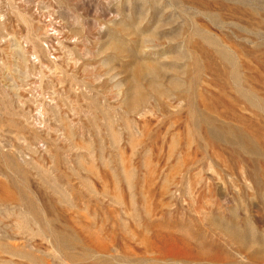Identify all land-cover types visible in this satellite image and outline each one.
<instances>
[{
  "label": "rangeland",
  "instance_id": "obj_1",
  "mask_svg": "<svg viewBox=\"0 0 264 264\" xmlns=\"http://www.w3.org/2000/svg\"><path fill=\"white\" fill-rule=\"evenodd\" d=\"M0 264H264V0H0Z\"/></svg>",
  "mask_w": 264,
  "mask_h": 264
}]
</instances>
